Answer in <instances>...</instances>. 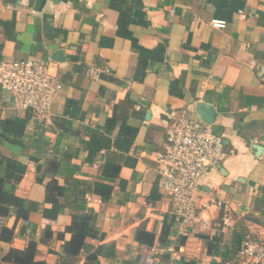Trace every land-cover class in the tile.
<instances>
[{"label": "crops", "instance_id": "crops-1", "mask_svg": "<svg viewBox=\"0 0 264 264\" xmlns=\"http://www.w3.org/2000/svg\"><path fill=\"white\" fill-rule=\"evenodd\" d=\"M126 1L142 8L147 22L130 25L133 38L148 50L165 48L164 60L151 62L143 81L134 79L139 56L132 40L119 34L113 0H0V63L46 60L63 85L52 107V123L38 131L43 138L38 145L49 144L57 159L68 162L69 168L58 173L61 186L70 175L93 189L107 159L121 166L119 178L107 182L113 187L108 202L85 196L103 235L86 240L89 250L107 245L115 254L100 257V264H223V255L238 251L236 240L260 228L248 219L264 211V0ZM213 21L227 25L214 28ZM91 67L105 72L92 79ZM69 100L80 103L75 118L65 115ZM200 101L214 106L211 127L228 153L226 161L209 172L201 193L219 196L230 206V225L224 210L210 206L201 211L208 227L197 225L181 244L171 225V198L158 187L156 154L165 149L180 114L195 113ZM10 103L0 88L1 120L15 114ZM113 115L118 123L111 141L119 139L125 123L136 130L132 146L128 152L112 146L90 164V133L102 130ZM35 132L31 124L28 136L34 138ZM33 143L23 149L0 138V152L27 166L16 195L42 205L46 191L37 182L36 168L47 155L43 148L37 153ZM73 211L65 206L56 220L41 213H32L26 222L14 215L0 217V232L4 226L15 230L11 243L0 241V259L11 249L39 242L51 229L55 241L39 245L38 260L58 264L56 254L71 236L57 240V235L72 224ZM139 229L154 236L151 246L137 241ZM201 234L218 239L210 254ZM78 264H85L84 255ZM226 264L240 263L235 259Z\"/></svg>", "mask_w": 264, "mask_h": 264}, {"label": "trees", "instance_id": "trees-1", "mask_svg": "<svg viewBox=\"0 0 264 264\" xmlns=\"http://www.w3.org/2000/svg\"><path fill=\"white\" fill-rule=\"evenodd\" d=\"M134 1V0H132ZM118 6H117V5ZM114 9L119 12L118 31L128 36L133 43V49L138 53L139 60L137 64L136 81H143L146 77L149 64L151 62H160L165 58L164 46H159L156 49L148 50L139 45L129 32L130 25L138 24L147 26L145 21V13L136 3H127L126 0H113ZM79 102L69 100L66 103L65 115L70 118H75L77 110H79ZM31 114H14L6 119H0V138L7 143L19 146L23 149L28 148V142H32L31 147H34L38 153L42 149L47 155L43 162L37 165V182L44 184L46 196L45 201L41 205L36 202H26L23 198L16 195V186L21 182L24 174L27 171V166L21 161L9 158L0 152V217L8 218L14 215L17 221H29L32 213H41L46 219L56 220L61 213L64 212L65 206H71L74 210L72 213V224L68 226L63 233L57 235V240L64 239L65 235H70L69 241H66L62 252L56 254L58 264H78L82 256H85V264H100V257H113L114 250L112 246L103 245L95 250H89L86 240L88 238L100 239L103 235L97 227V216L92 209L87 208V200L85 196L89 194L100 197L101 201L108 202L112 197L113 187L107 182H112L119 178L121 166L116 165L113 161L106 160L101 166V176L98 181L93 183V189L88 182H82L74 179L70 175H66L65 185L59 184L58 173L69 165L56 158L52 147L45 145L41 147L38 143L43 142L42 136L38 135V131L42 126L35 124V137H29L27 130L31 124ZM118 120L116 115H113L107 120L106 125L102 130L94 129L90 133V141L86 145L89 151L87 162L92 164L93 159L97 157L101 151L111 150L114 146L118 150L128 152L132 146L136 136V130H131L126 124H122L119 134V139L112 142L110 135L117 126ZM44 131V130H43ZM41 134V133H40ZM48 147V148H47ZM46 149V150H45ZM65 166V167H64ZM69 171V169L67 170ZM87 184V185H86ZM82 186L83 189L79 187ZM264 194V192H263ZM64 199V204H61L60 199ZM173 220V219H172ZM249 222L255 223L260 228H264V211L260 216H254L248 219ZM172 226L175 227L174 220ZM26 231V226L23 227L21 234ZM15 237L14 228L9 229L6 226L2 227L0 232V241L11 243ZM199 237L207 242L208 252L216 247L217 238L210 239L208 235L201 234ZM245 238V237H244ZM243 238V240H244ZM136 239L140 244L151 246L154 242V236L147 233L144 229H139ZM185 238H179L180 243H184ZM243 240H236L239 247L238 251L232 252L233 255H223L221 259L223 264L235 261L237 254L240 251ZM53 232L51 229H46L39 242L31 241L28 247L24 250H9L1 259L0 264H47L44 260H38L39 245L50 246L54 242Z\"/></svg>", "mask_w": 264, "mask_h": 264}, {"label": "built area", "instance_id": "built-area-1", "mask_svg": "<svg viewBox=\"0 0 264 264\" xmlns=\"http://www.w3.org/2000/svg\"><path fill=\"white\" fill-rule=\"evenodd\" d=\"M226 23L213 21L214 28L224 29ZM105 70L91 67L89 75L98 79ZM0 88L11 99L15 114H31L39 126L52 123V107L63 85L50 73V63L43 59H28L0 63ZM228 158L221 139L199 121L194 112L180 114L176 130L169 134L162 152L156 154L158 187L171 198L172 216L177 234L187 236L197 225L204 229L201 211L214 206L228 214L230 206L219 196L204 197L201 193L209 172L220 167ZM240 264H264V228L247 235L236 256ZM146 264V263H141Z\"/></svg>", "mask_w": 264, "mask_h": 264}, {"label": "water", "instance_id": "water-1", "mask_svg": "<svg viewBox=\"0 0 264 264\" xmlns=\"http://www.w3.org/2000/svg\"><path fill=\"white\" fill-rule=\"evenodd\" d=\"M60 56L63 52H59ZM195 114L199 121L202 123L212 126L215 122V108L214 106L205 102H197L195 105Z\"/></svg>", "mask_w": 264, "mask_h": 264}]
</instances>
